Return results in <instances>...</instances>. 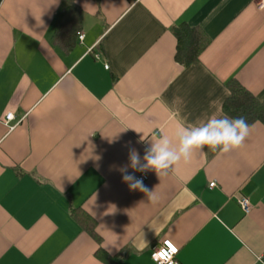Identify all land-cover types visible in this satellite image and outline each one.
Wrapping results in <instances>:
<instances>
[{
    "label": "crops",
    "instance_id": "crops-1",
    "mask_svg": "<svg viewBox=\"0 0 264 264\" xmlns=\"http://www.w3.org/2000/svg\"><path fill=\"white\" fill-rule=\"evenodd\" d=\"M74 2L83 38L62 49L66 2L0 0V264H156L152 247L164 239L178 264H264V122L249 124L241 147L193 149L160 177L129 167L147 176L154 201L113 168L130 149L146 163L164 139L179 153V129L227 115L231 79L264 102V6ZM180 24L210 40L189 65L175 59ZM73 208L94 219L97 239Z\"/></svg>",
    "mask_w": 264,
    "mask_h": 264
},
{
    "label": "clouds",
    "instance_id": "clouds-1",
    "mask_svg": "<svg viewBox=\"0 0 264 264\" xmlns=\"http://www.w3.org/2000/svg\"><path fill=\"white\" fill-rule=\"evenodd\" d=\"M251 126L246 119L240 117H229L227 115L218 118H212L203 127H197L189 131L181 128L177 135L180 140L179 153L169 150L168 140L164 139L161 144L153 145L145 151L141 163V157L135 149L129 151V163L123 167L114 170L120 171L122 181L126 183L130 190L143 192L149 200H155L156 196L153 190H149L143 183L142 179H137L134 175L128 174L127 169L130 167L134 171L145 172L153 170L158 177L166 175L178 162H187L192 157V150L198 149L203 151L207 147L212 152L226 154L232 150L241 147L250 134Z\"/></svg>",
    "mask_w": 264,
    "mask_h": 264
},
{
    "label": "trees",
    "instance_id": "trees-1",
    "mask_svg": "<svg viewBox=\"0 0 264 264\" xmlns=\"http://www.w3.org/2000/svg\"><path fill=\"white\" fill-rule=\"evenodd\" d=\"M66 6L61 11L56 32V45L62 49L72 47L81 33L82 12L74 0H61ZM176 37L175 59L182 65H189L199 60L200 53L209 44V39L195 26L180 24L172 27ZM228 95L222 104V110L229 117H244L248 124L255 120L264 122V102L257 98L238 81L231 79L226 83ZM78 225L88 234L98 238L94 219L80 208L70 211ZM101 249H98L100 253Z\"/></svg>",
    "mask_w": 264,
    "mask_h": 264
},
{
    "label": "built area",
    "instance_id": "built-area-1",
    "mask_svg": "<svg viewBox=\"0 0 264 264\" xmlns=\"http://www.w3.org/2000/svg\"><path fill=\"white\" fill-rule=\"evenodd\" d=\"M258 7L264 6V0H256ZM83 34L80 33L78 39L81 40ZM105 67H108V64H105ZM13 118L12 113H7L5 116L6 121H9ZM137 179H142L145 181L147 176L144 173H140L136 177ZM214 182H211L209 185L214 186ZM238 204L241 209L247 213L250 210V203L246 198L238 199ZM178 253V248L168 239L162 240L159 244L152 247L151 258L156 264H178L176 255Z\"/></svg>",
    "mask_w": 264,
    "mask_h": 264
}]
</instances>
